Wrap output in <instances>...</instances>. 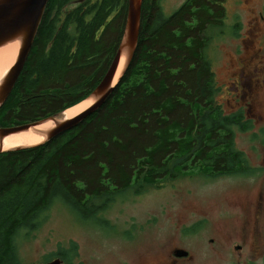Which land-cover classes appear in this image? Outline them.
Wrapping results in <instances>:
<instances>
[{
    "label": "trees",
    "instance_id": "1",
    "mask_svg": "<svg viewBox=\"0 0 264 264\" xmlns=\"http://www.w3.org/2000/svg\"><path fill=\"white\" fill-rule=\"evenodd\" d=\"M160 1L142 0L135 55L96 112L49 141L0 153V264L13 263L18 232L37 227L55 202L103 223L101 212L125 190L139 193L221 164L219 145L232 141L221 126L231 117L215 109L212 73L199 50L201 27L215 17L209 9H220L195 0L194 12L186 2L166 15ZM126 13L127 0H49L0 107V127L86 98L116 51ZM75 248L70 242L68 252Z\"/></svg>",
    "mask_w": 264,
    "mask_h": 264
},
{
    "label": "flooded vegetation",
    "instance_id": "2",
    "mask_svg": "<svg viewBox=\"0 0 264 264\" xmlns=\"http://www.w3.org/2000/svg\"><path fill=\"white\" fill-rule=\"evenodd\" d=\"M186 2L191 12L198 9L195 0H183L175 10ZM212 4L220 11L209 9L215 17L201 27L199 50L212 73L215 109L231 117L221 129L232 141L220 143L219 167L188 177L218 180L217 193L205 194L200 204L193 184L186 211L170 212L167 223L157 221L162 211L153 213L138 228H125L127 237L105 252L87 254L76 244L73 254L37 249L23 261L15 239L12 264H264V0ZM189 25L198 26L196 16ZM235 129L247 140L236 141ZM103 220L96 224L111 233L115 225Z\"/></svg>",
    "mask_w": 264,
    "mask_h": 264
},
{
    "label": "rangeland",
    "instance_id": "3",
    "mask_svg": "<svg viewBox=\"0 0 264 264\" xmlns=\"http://www.w3.org/2000/svg\"><path fill=\"white\" fill-rule=\"evenodd\" d=\"M182 1L161 0L160 3L165 14L169 15ZM247 137L250 138L251 134L247 133ZM234 139L247 140L238 129L234 130ZM194 180L196 181L189 177L164 179L158 185L146 187L139 193H136L134 188L125 190L100 214L101 218L104 217L115 225L111 233L97 225L96 220L82 219L67 206L55 202L39 214L40 224L37 227L30 231L22 229L18 232L16 244L19 259L23 261L32 259L37 249H39L38 253L42 251L41 249L49 254L62 253V248L69 249L70 242L79 245L87 254L105 252L112 245L119 244V238L127 237L125 228H129L130 225L138 228L139 223L153 213L162 211L157 221L167 223L172 220L170 212L186 211L190 205L193 184H195L193 190L197 197L196 201L200 204L205 194L217 193L219 190L218 180L206 182L201 178Z\"/></svg>",
    "mask_w": 264,
    "mask_h": 264
},
{
    "label": "water",
    "instance_id": "4",
    "mask_svg": "<svg viewBox=\"0 0 264 264\" xmlns=\"http://www.w3.org/2000/svg\"><path fill=\"white\" fill-rule=\"evenodd\" d=\"M48 1L0 0V48L9 44H17L16 57L0 79V107L10 94L27 59ZM141 3L142 0H127V13L119 44L101 80L82 100L88 101V105L82 111L73 117H68L65 113L67 108L36 121L0 127V138L10 134L29 132L42 138V141L33 145L41 144L73 128L85 117L96 112L109 99L114 87L127 71L135 55L140 29ZM122 60L123 65L116 78ZM33 145L10 149L0 147V153ZM55 263L57 264L59 261H52L48 264Z\"/></svg>",
    "mask_w": 264,
    "mask_h": 264
},
{
    "label": "bare ground",
    "instance_id": "5",
    "mask_svg": "<svg viewBox=\"0 0 264 264\" xmlns=\"http://www.w3.org/2000/svg\"><path fill=\"white\" fill-rule=\"evenodd\" d=\"M17 54V44H9L0 48V79L6 73L8 68L12 65ZM11 64V65H10ZM123 65V60L120 62L119 71L116 78L119 76V72ZM88 105V101L80 102L70 108L65 113L68 117H73L78 114ZM42 141V138L26 132V133H15L0 138V147L2 149H10L24 145H33Z\"/></svg>",
    "mask_w": 264,
    "mask_h": 264
}]
</instances>
